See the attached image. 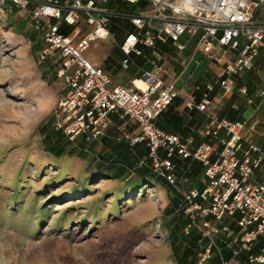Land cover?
<instances>
[{
  "label": "built area",
  "instance_id": "2783aa9c",
  "mask_svg": "<svg viewBox=\"0 0 264 264\" xmlns=\"http://www.w3.org/2000/svg\"><path fill=\"white\" fill-rule=\"evenodd\" d=\"M122 1L138 6L137 13L116 11L109 6L112 0H0V13L9 8L23 13L27 28L43 41L40 60L50 58L58 63L60 95L52 111L55 131L71 142L78 138L90 142L105 134L114 117L129 120L139 131L131 144L144 142L153 171L174 187L173 160L200 163L204 167L203 189L181 192L192 224L210 241L199 264L210 258L215 246L212 236L225 219L233 220L239 229L234 255L249 252L264 236V179L254 181L256 170L264 164V150L252 141L254 125L247 120L218 119L220 102L216 97L232 96L236 91L234 76L253 70L264 49V0ZM116 18L127 19L134 28L118 46L123 55L121 70L134 68L139 75L125 86L113 85L110 75L82 57L75 46L84 30L86 37H114L109 27ZM62 26L74 30L67 36L60 32ZM168 43L173 54L158 51ZM228 53L233 54L231 59ZM203 59L216 69L203 73L201 99L196 98L201 86L195 84L183 107L206 114L207 124L186 137L161 130L157 119L179 97L176 67L192 64L196 69ZM237 92L246 95L245 88ZM255 97L263 99L264 89ZM247 104L251 105L252 99ZM222 232L227 236L232 233L227 226ZM221 262L235 264L233 259ZM248 263L264 264V247L260 255L248 256Z\"/></svg>",
  "mask_w": 264,
  "mask_h": 264
},
{
  "label": "rangeland",
  "instance_id": "374dc122",
  "mask_svg": "<svg viewBox=\"0 0 264 264\" xmlns=\"http://www.w3.org/2000/svg\"><path fill=\"white\" fill-rule=\"evenodd\" d=\"M7 17L0 14V264H174L161 227L167 189L145 182L130 195L123 182L97 175L101 143L88 146L84 158L68 153L57 159L46 150L40 126L52 116L59 82L41 62V41L27 29L25 15ZM84 31L75 46L101 66L119 39L99 40ZM209 62L204 59L194 78ZM259 72L262 89L264 69ZM189 75L190 70L176 82L186 100L191 99L184 85ZM258 114L264 122V100ZM107 134L113 142L125 140L115 127ZM175 175L182 190L195 186ZM219 236H212L214 243ZM234 261L240 264L237 257Z\"/></svg>",
  "mask_w": 264,
  "mask_h": 264
},
{
  "label": "trees",
  "instance_id": "16d2710c",
  "mask_svg": "<svg viewBox=\"0 0 264 264\" xmlns=\"http://www.w3.org/2000/svg\"><path fill=\"white\" fill-rule=\"evenodd\" d=\"M109 6L118 12L127 14H136L138 7L129 6L122 0H112ZM18 14L22 15L23 13H20L15 8H9L2 15L8 16L7 18L12 19L13 16ZM109 29L115 37L119 39V44L122 43L126 35L134 32V28L129 24L128 20L124 18L113 19ZM73 30L74 27L65 28L62 26L60 28V32L67 36L70 35ZM29 31L32 32L31 30ZM37 36L41 41V47L38 50L39 53L44 48V44L41 37L39 35ZM173 50V47L169 43L158 48L159 52H166L170 55L173 54ZM261 51L254 61L253 70L234 76L233 79L236 84V91L232 95V98L221 108L220 111H218V119H226L230 122L244 121L242 113L248 105V99H252L251 106L254 109L258 110L260 108L264 98H257L255 97V94L260 90V86L262 85V80L258 74L264 65V49ZM122 58L123 55L119 48H115L104 60L101 68L112 78L121 80V83L125 84L126 80L137 78L139 75L136 74L134 68L122 71L119 65ZM152 59L155 58L152 57ZM41 62L46 63V65L52 68L54 77L56 78L58 63L50 58H47L44 61L41 60ZM138 63L140 65L142 64L140 61ZM146 69H150V66H146ZM122 72L124 75L123 79L120 78V73ZM44 77L45 76H43V78ZM195 84L201 86V90L196 93L197 101H199L204 91V78H199ZM241 88L246 89L245 96L238 94L237 90ZM234 103H237L236 107L234 106ZM178 105L179 100L176 99L174 103L160 115L156 121V126L158 128L168 132L165 125L169 126L173 129L172 131H174V133L171 134H177L184 137L196 122L201 126H197L194 128L195 130L204 126L202 124L208 121V119L203 118L195 110L191 114V119L187 121L186 118L188 117H186L184 113L181 114L176 112V107ZM119 120L120 123L123 121L117 117L113 118V122ZM161 120L165 121V125L160 123ZM262 126H264V122L261 123V127ZM110 128L112 127H109L108 130ZM108 130L97 140L87 142L82 138H78L71 142L63 134L54 130L52 116L50 120L40 126V131L44 135L46 150L57 159L62 158L68 153L71 156L74 155L78 158H84L88 146L93 143H101L103 149L102 152L98 154V161L100 164H97V175H102V178L104 179L123 182L125 190H127L130 195H133L138 189H142L143 183L145 182L150 186L161 185L167 189L168 192L166 197L168 202L162 211L161 227L167 231L168 234L172 261L174 264H199L201 256L209 246L210 241L203 236L196 226L192 224L189 215L186 213V204L181 192L190 189H203L201 181L204 176V167L200 163L189 159L173 160L175 164V174L177 173L184 179L191 180L195 183V186L182 190L178 186L176 178V187H174L153 171L151 162L148 158V149L144 142L130 144V141L126 139H118L117 142H113L107 134ZM192 133L193 132H191V134ZM72 145L76 146L75 150L70 148ZM101 165H104V167ZM259 170H256V172ZM83 190L84 189L81 191ZM139 193H141V190ZM198 221H200V219H198ZM217 226L220 230V236L216 239L215 246L211 247L210 258L201 264H222L221 259L229 261L231 259L234 260L236 257L240 260V264H249L248 256H258L261 254L262 248L264 247V236H260L257 239L249 252L239 251L237 255H234V252L238 250V246L236 248L232 246V240L239 231L236 223L233 220L225 219L221 225L217 224ZM223 226H227L231 230V235L227 236L226 233L222 232ZM186 229L187 231H185Z\"/></svg>",
  "mask_w": 264,
  "mask_h": 264
},
{
  "label": "crops",
  "instance_id": "0c3cea01",
  "mask_svg": "<svg viewBox=\"0 0 264 264\" xmlns=\"http://www.w3.org/2000/svg\"><path fill=\"white\" fill-rule=\"evenodd\" d=\"M263 17H264V14L262 15ZM262 52V51H261ZM258 57V56H257ZM107 58V57H106ZM105 58V59H106ZM104 59V60H105ZM104 60H103V62H104ZM204 61V59L202 60V62ZM102 62V63H103ZM202 62H201V65L200 66H202ZM98 67H101L100 65H97ZM198 68H194L193 67V65L192 64H189L187 67H185V68H182V67H179V66H177L176 67V70H177V72H178V75H179V78L186 72V71H188V70H190V75H189V77L187 78V80L185 81V83H184V85L185 86H187V88H188V94H189V96L191 97V95H192V92H193V86L195 85V82L199 79V78H201L202 77V75H203V73L206 71V70H214V69H216L215 68V66L213 65V64H211V62H209L207 65H206V67H204V70H203V72L197 77V78H194V73L196 72V70H197ZM263 69H264V65H263ZM258 74H259V76H261L260 75V72H258ZM121 75H123V72L122 73H120V76ZM111 77V76H110ZM189 78H191L192 79V81H190L189 80ZM111 79H112V83H113V85H122V83H121V80H116V79H114V78H112L111 77ZM132 79L130 78V79H128V80H126V84L127 85H129L130 84V81H131ZM181 88H183V85L181 86ZM262 89H264V88H262ZM179 92V91H178ZM240 95V94H239ZM217 98V100H218V102H220V110H221V108L232 98V96H230L229 98H223V99H221V98H219L218 96L216 97ZM178 100H179V105L176 107V112H178V113H184L185 114V116L186 117H188V118H186L187 119V121H189L190 119H191V114L194 112V111H190V110H188V109H186V108H184L183 107V101L184 100H186L185 98H183L182 96H181V94L179 93V97L177 98ZM234 106L236 107L237 106V103H234ZM249 108H251L252 110H251V113H250V115H249V117L248 118H244V113H245V111L247 110V109H249ZM219 110V111H220ZM198 112V111H197ZM203 118H205V119H208L207 118V116H206V114H204V113H201V112H198ZM257 114V110L256 109H254L251 105H247V107H246V109L244 110V112L242 113V118H243V120H247L248 121V123L250 124V125H254V130L250 133V136H251V139H252V141L254 142V143H256L257 145H259L263 150H264V132H262L261 130H260V125H261V123H262V121L261 120H259V118H258V115H256ZM217 115H218V113H217ZM122 121V120H121ZM207 122L208 121H206L205 123H203L202 125H205V124H207ZM160 123L162 124V125H165V121L164 120H161L160 121ZM197 126H201L198 122H196L191 128H190V131L188 132V134L187 135H185L184 137H186V136H188V135H191V132H193L195 129L194 128H196ZM110 127H115L116 128V130H118L119 132H121L122 133V136H124L125 137V139L126 140H129L130 141V144H131V140L134 138V137H136L137 136V134H138V128H137V126L133 123V122H131V121H129V120H123L121 123H120V120L119 121H115V122H113V124H112V126H110ZM165 127L167 128V131L169 132V133H174V131H172L173 129L171 128V127H169V126H166L165 125ZM183 127H185V126H183ZM183 137V136H182ZM264 179V164L262 165V167H261V169L259 170V171H257L256 173H255V176H254V181H256V182H259V181H261V180H263Z\"/></svg>",
  "mask_w": 264,
  "mask_h": 264
},
{
  "label": "bare ground",
  "instance_id": "6f19581e",
  "mask_svg": "<svg viewBox=\"0 0 264 264\" xmlns=\"http://www.w3.org/2000/svg\"><path fill=\"white\" fill-rule=\"evenodd\" d=\"M137 84H138L141 88H143V84H141L140 82H137Z\"/></svg>",
  "mask_w": 264,
  "mask_h": 264
}]
</instances>
